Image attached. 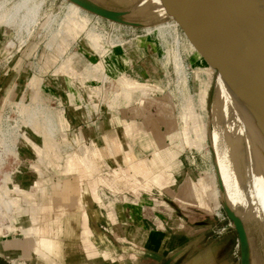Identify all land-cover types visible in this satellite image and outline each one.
I'll list each match as a JSON object with an SVG mask.
<instances>
[{
    "label": "rangeland",
    "instance_id": "rangeland-1",
    "mask_svg": "<svg viewBox=\"0 0 264 264\" xmlns=\"http://www.w3.org/2000/svg\"><path fill=\"white\" fill-rule=\"evenodd\" d=\"M2 4L0 250L7 248L10 257L0 255V264H36L35 252L25 255L14 243L24 242L30 227L47 230L40 223L54 192L64 189L62 162L97 143L95 136L109 138L102 130L110 129L112 120L132 115L159 123L163 131L169 120L179 131L177 138L167 139L175 175L181 184L192 181L205 207L181 202L152 185L163 174L158 180L135 179L138 188L152 185L157 207L200 229L194 252L211 248L227 264H264V223L247 224V243L240 244L234 224L230 226L213 146L225 33L224 23L220 32L212 20H224V12L210 15L201 0H0ZM72 5L82 14L71 15ZM123 53L127 61L117 57ZM240 120L245 126L243 106ZM246 147L251 158L250 142ZM104 170L111 175L112 169ZM98 192L103 213L135 193L107 186ZM100 227L105 230L103 222Z\"/></svg>",
    "mask_w": 264,
    "mask_h": 264
},
{
    "label": "crops",
    "instance_id": "crops-1",
    "mask_svg": "<svg viewBox=\"0 0 264 264\" xmlns=\"http://www.w3.org/2000/svg\"><path fill=\"white\" fill-rule=\"evenodd\" d=\"M117 57L127 61L124 53ZM3 78L0 74V84ZM126 117L112 120L110 129L102 130L110 133L109 138L95 136L97 143L66 156L60 176L64 189L54 192L40 223L47 230L32 227L26 240L14 245L19 244L25 255L35 252L36 264H227L211 248L195 253L201 242L200 229L157 207L151 199L155 185L186 204L206 205L202 197L203 204L197 200L200 194L192 181L181 184L175 175L177 166L167 139L177 138L179 131L169 120L163 131L159 123H146L139 115ZM104 168L112 169L111 175L105 176ZM162 174L160 182L138 188L136 177L158 180ZM101 186L135 193L126 196L123 205L103 213L97 207ZM102 222L105 230L100 227ZM0 255L10 257L7 248Z\"/></svg>",
    "mask_w": 264,
    "mask_h": 264
},
{
    "label": "bare ground",
    "instance_id": "bare-ground-1",
    "mask_svg": "<svg viewBox=\"0 0 264 264\" xmlns=\"http://www.w3.org/2000/svg\"><path fill=\"white\" fill-rule=\"evenodd\" d=\"M235 1L242 32L231 25L235 22L234 17L224 13L226 34L213 104L216 127L212 138L229 207L246 226L258 221L264 223V98L250 91L238 75L225 46V38L232 37L241 45L250 61L264 72V23L255 24L249 17L250 9L256 8L254 0ZM4 6L5 4H2L0 10ZM70 14L78 16L82 11L72 5ZM242 106L247 113L245 126L240 120ZM247 141L250 142L251 158L247 153ZM255 206L258 209H255ZM28 224H22L23 228ZM27 232H31V227Z\"/></svg>",
    "mask_w": 264,
    "mask_h": 264
},
{
    "label": "water",
    "instance_id": "water-1",
    "mask_svg": "<svg viewBox=\"0 0 264 264\" xmlns=\"http://www.w3.org/2000/svg\"><path fill=\"white\" fill-rule=\"evenodd\" d=\"M201 2L207 8L209 14L210 11L217 10L233 16L235 22L231 25L235 28H239L242 32L239 10L235 0H201ZM254 2L256 4V8L250 9L249 17L255 24L261 25L264 23V0H254ZM246 18H248V16H246ZM212 21L217 31L221 32L223 20L215 18V20ZM225 39L227 42L225 46L238 75L250 91H252L255 95L264 98V72L258 69V67L250 61V59L246 56V53H244V50L241 49V45L236 43L232 37L228 36V38ZM227 215L230 221L234 223L235 230L239 236L240 244L244 246L248 240L247 229L244 222L239 219L229 207ZM243 258H246L245 254H243Z\"/></svg>",
    "mask_w": 264,
    "mask_h": 264
},
{
    "label": "built area",
    "instance_id": "built-area-1",
    "mask_svg": "<svg viewBox=\"0 0 264 264\" xmlns=\"http://www.w3.org/2000/svg\"><path fill=\"white\" fill-rule=\"evenodd\" d=\"M230 226H231V228H234V227L232 226V223H230Z\"/></svg>",
    "mask_w": 264,
    "mask_h": 264
}]
</instances>
